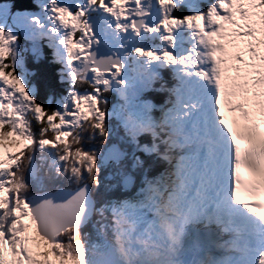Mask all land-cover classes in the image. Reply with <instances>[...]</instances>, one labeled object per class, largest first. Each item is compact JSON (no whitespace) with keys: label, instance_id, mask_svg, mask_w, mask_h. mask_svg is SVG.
Masks as SVG:
<instances>
[{"label":"snow or ice","instance_id":"1","mask_svg":"<svg viewBox=\"0 0 264 264\" xmlns=\"http://www.w3.org/2000/svg\"><path fill=\"white\" fill-rule=\"evenodd\" d=\"M0 264H264V0H0Z\"/></svg>","mask_w":264,"mask_h":264}]
</instances>
